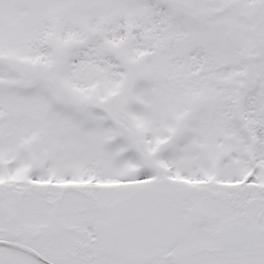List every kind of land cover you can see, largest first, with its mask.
<instances>
[{"label":"snow or ice","instance_id":"snow-or-ice-1","mask_svg":"<svg viewBox=\"0 0 264 264\" xmlns=\"http://www.w3.org/2000/svg\"><path fill=\"white\" fill-rule=\"evenodd\" d=\"M0 264H264V0H0Z\"/></svg>","mask_w":264,"mask_h":264}]
</instances>
